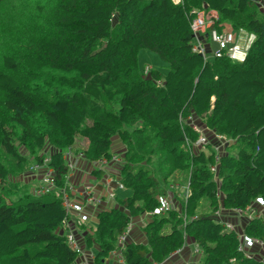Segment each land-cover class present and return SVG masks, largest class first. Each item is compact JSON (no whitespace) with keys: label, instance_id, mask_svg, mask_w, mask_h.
Returning a JSON list of instances; mask_svg holds the SVG:
<instances>
[{"label":"trees","instance_id":"obj_1","mask_svg":"<svg viewBox=\"0 0 264 264\" xmlns=\"http://www.w3.org/2000/svg\"><path fill=\"white\" fill-rule=\"evenodd\" d=\"M182 1L46 0L37 10L48 23L39 25L51 35L44 39L30 26L28 51L1 59L0 148L18 166L19 147L34 153L48 142L62 151L76 136L88 141L87 163L109 159L114 136L127 148L120 183L130 196L99 212L84 237L86 248H97L94 264L117 249L131 218L143 214L152 217L143 227L146 243L126 244L125 264H160L186 239L201 255L197 264H263L237 248L240 234L264 242V218L226 230L214 214L218 190L228 212L256 198L264 202V15L254 0ZM200 10L216 14L218 31L227 25L254 36L243 63L192 52L190 12ZM141 51L156 55L166 73L142 78ZM189 118L232 142L215 180L212 149L195 151L199 135ZM49 167L62 187L61 153ZM11 172L0 159V184ZM175 174L187 182V199L180 200L185 222L174 211L156 213ZM64 218L54 193L9 202L0 195V264H76L78 254L60 233Z\"/></svg>","mask_w":264,"mask_h":264},{"label":"rangeland","instance_id":"obj_2","mask_svg":"<svg viewBox=\"0 0 264 264\" xmlns=\"http://www.w3.org/2000/svg\"><path fill=\"white\" fill-rule=\"evenodd\" d=\"M46 0H4L3 3L0 6V69H1V59L4 56H11V57H21L20 55L24 52L28 51V48L26 47V42L29 41L27 36L26 29H29L31 26L34 30H37V33H42L44 36V39L46 37H49L51 35V31L49 30H42L43 27L39 25L40 21L46 22L45 14L41 15L38 13L37 7L44 6ZM255 1V0H254ZM255 3L258 6L259 11L264 15V9H263V3H259L255 1ZM208 17L211 18V20H214L211 14L207 13ZM215 18V17H214ZM48 23V22H46ZM245 37H243L244 39ZM213 51H216L217 48L215 46H212ZM208 58H211V56H208ZM138 61H139V68L142 74V78L148 79L151 75L152 70H157L161 72L162 74L166 73V67L164 64L158 59V57L154 54L141 51L138 55ZM238 63V62H237ZM243 63V62H242ZM213 101V100H212ZM114 109L116 110L117 107L115 106ZM89 123V122H88ZM191 123H195L197 125H200V120L198 118H192ZM201 126V127H200ZM199 128L202 129V132L206 136L209 143L215 142V137L211 131H208L206 127H202L200 125ZM131 132V129L129 130ZM229 141V140H228ZM88 144V141L86 138H82L80 136H76L74 139V143L72 148H66L62 151H57L52 145H50L48 142H46L43 146V148L39 151H35L34 153L28 152L24 147L18 148V153L23 159L20 166H18V162L9 156H7L3 149L0 148V159L2 163L5 165L7 169H9L11 174L6 178L5 183L0 184V195L6 198V201H16L20 197H26L30 196L32 197L34 195L35 189L39 185V180L41 178L42 172L41 171H34V166L39 164V162L43 161L44 159H49L54 153H61L65 160H69L71 163L75 164L78 172H84L86 173V178H93L94 183H102L105 186V181L101 182L103 172L99 171L97 169V166L93 164L87 163L85 160L79 158V156L82 155V151L86 148ZM232 144V142L226 143V148L229 147ZM127 148L126 146L118 139L117 136H114L111 138V145H110V157L109 159H104L107 162L106 166V172L111 174L114 178H117L120 181L121 178V168L123 166V158L125 155ZM195 151L197 149L195 148ZM226 149L223 151L225 152ZM48 161V160H47ZM79 167V168H78ZM81 169V170H79ZM77 175V177L79 176ZM75 175V173L73 174ZM96 175V176H95ZM109 177V176H107ZM184 176H180L179 174H175L173 181L169 182L166 186V194L165 197L168 195L172 197L174 200V207L172 210L178 214L179 217H181L182 221L185 222L188 219H185V215L183 213V206L180 202L186 200L185 198V189L187 186V182H184ZM78 180L77 178L74 179V176L71 177V183L75 186V181ZM77 182V181H76ZM217 187L219 188V183L217 182ZM176 186V188H174ZM94 188V187H93ZM124 190V189H123ZM109 191V190H107ZM93 192V189H92ZM93 195L98 199L97 208L95 209V206H88L86 209L87 216L89 217V220L83 224V226L77 227L75 230L76 237L78 240H81V243L84 246V250L86 252L90 253H96L97 248L93 247L91 249L86 248L84 237L87 233V229L89 226H93L95 221L92 223L90 220L96 219L99 212L103 211L101 210L102 207H105L104 204L107 206V201H110V203H113V200L116 202L117 200L116 196H114L113 200H109L108 195L106 197H103L100 195V193L94 192ZM219 200V210L217 211L220 217L225 219L228 223L233 225L235 230L242 231L249 221H246L245 219H239L234 218L230 212L223 209L221 205V198H217ZM100 201V205H99ZM205 200H202L200 203V207L204 208L205 206ZM117 207V206H116ZM163 213V212H162ZM149 218L148 220L151 221V215L148 214ZM215 215V214H214ZM75 217H73L74 219ZM255 218H264V212L259 217ZM71 219V220H73ZM137 219V217L130 220V224L132 226L133 222ZM254 219V218H253ZM90 221V222H89ZM145 226V224H144ZM142 234L143 231L141 232ZM246 236V235H245ZM187 241H191L189 239H186ZM146 243V242H145ZM188 245V242L185 245ZM193 247V246H192ZM189 251L192 250L188 249ZM255 250V248H250L248 250V254L255 255L256 258L259 257L264 261V251H259V253ZM175 253V252H174ZM177 253V255H175ZM175 254H171L168 259L171 257H177L181 253L179 251H176ZM178 256V257H179ZM117 257V256H115ZM117 259V258H116ZM116 259H114L116 261ZM165 261V260H164ZM168 261V260H167Z\"/></svg>","mask_w":264,"mask_h":264},{"label":"built area","instance_id":"obj_3","mask_svg":"<svg viewBox=\"0 0 264 264\" xmlns=\"http://www.w3.org/2000/svg\"><path fill=\"white\" fill-rule=\"evenodd\" d=\"M259 3L264 4V0H255ZM174 5L182 4V0H171ZM264 9V5H263ZM190 14L193 16L190 22V31L192 33L193 43H192V52L201 55L204 59H207L208 56L211 58H221L226 57L228 60L234 63H242L247 53L254 42V36L251 34H247L242 30L236 31V37L233 33L218 31L215 28H212L214 21L211 18H207L208 15L204 10L200 11H191ZM213 19H216V16L210 13ZM215 17V18H214ZM243 37H245L243 39ZM205 43L210 45H215L217 50L207 51ZM192 118H189V125L192 130L199 135L198 139L193 144V147L197 149V151L207 152V147H210L213 152V162L209 166V172L216 179L218 175V167L219 161L222 154H224V150L226 149V143L231 142L225 139L222 136L214 135L215 142L209 143L206 136L202 132V129L195 123H191ZM186 145H189V142H186ZM63 161L67 167V174L63 177L64 184L62 187H57L55 184V175L52 168L49 167L50 160L44 159L39 162V164L34 166V171H41L42 175L39 180V185L34 191V195L36 197H41L44 195L54 193L57 198L61 201V206L65 211V218L61 223L60 233H65L67 246L75 253L78 254V260L76 264H94V256L95 254L86 252L84 250V246L81 243V240H78L76 237L75 230L77 227H82L86 221L89 220L87 216L86 209L88 206H95L97 208L98 199L93 195V192L90 187L86 186L83 189H78V187L73 185L71 181V177L74 176L76 179L77 167L75 164L71 163L69 160H65L63 157ZM79 158L84 159L83 155L79 156ZM48 160V161H47ZM97 166V169L103 172L104 175L109 176V173L106 172L107 162L103 159L96 163H89ZM75 173V175H73ZM109 179V177H108ZM219 183V182H218ZM117 189L122 190L123 186L120 181L116 182ZM176 188V186L174 187ZM188 187L185 189V198L188 196ZM109 200H113L114 194H108ZM216 198H221L219 190L216 193ZM173 198L170 196H166L159 199L160 207L156 211L158 212H167L172 210L174 207ZM100 205V201H99ZM234 218L245 219L249 221L255 217L261 216L264 212V202L261 198H256L253 202L245 207L244 209L235 208L229 211ZM97 215H95L96 217ZM218 212L215 213L214 219L218 222H221L223 227L226 230H235L233 225L228 222H223L222 217H220ZM73 217H75L73 219ZM97 218V217H96ZM73 219V220H71ZM92 223L96 219L90 220ZM89 221V222H90ZM95 224V223H94ZM130 230V225L125 229V231L118 236L116 240V250L113 251L110 255L113 256H121V251L125 247L127 234ZM250 248H255L257 252L264 251V242L258 239H253L245 236L244 234H240L238 236V252L243 254L247 258L256 257L255 255L248 254V250ZM256 252V253H257ZM260 254V253H259ZM109 255V256H110ZM257 259L264 264V261L257 257ZM102 264H107L103 261ZM118 264H125L122 258H118ZM158 264V263H151Z\"/></svg>","mask_w":264,"mask_h":264},{"label":"crops","instance_id":"obj_4","mask_svg":"<svg viewBox=\"0 0 264 264\" xmlns=\"http://www.w3.org/2000/svg\"><path fill=\"white\" fill-rule=\"evenodd\" d=\"M213 15L216 16V14L212 13ZM222 31L224 32H230L233 33V35L236 37V30H232L229 26L224 25ZM206 49L207 51L212 50L213 48L212 46L215 45H208L207 43H205ZM216 47V46H215ZM79 168V167H78ZM81 170V169H79ZM78 172V169H77ZM79 174V173H78ZM96 176V175H95ZM86 173L84 172H80L79 176L76 177L78 180L75 181L76 186L78 187V189H83V187H90L91 190L93 189V193L97 192L100 193L101 196L106 197L109 193H113L114 196H116V198L118 199H125L127 197L130 196V192L126 191V190H119L117 189L116 186V182L119 181L117 178H114L113 176H111V174L109 175V179L108 177H106V175H102V180L101 182L105 181V186L102 183H94L93 178H86ZM94 187V188H93ZM109 190V191H107ZM105 207H102L101 210H108L112 207H116V202L113 200V203H110V201H107V206L106 204H104ZM148 214H143L140 216H137V219L133 222L132 226L130 225V230L127 234V238H126V243L130 244V243H136V244H145V237L144 234H142L141 232L143 231V227L144 224L148 223ZM135 218V217H133ZM131 218V219H133ZM188 242V245L183 246V248L181 250H179V252L181 253V255L174 258H170L168 259V257H170L171 255H169L165 261H163L160 264H197L198 261L200 260L201 255L198 253L193 241H187L186 240V244ZM193 246V247H192ZM191 251H189L188 249H191ZM176 253V252H175ZM173 253V254H175ZM95 254V253H94ZM177 255V253L175 254ZM117 258V259H116ZM118 258H122L121 256H108L104 262L107 264H118ZM116 259V261L114 260ZM168 260V261H167Z\"/></svg>","mask_w":264,"mask_h":264}]
</instances>
